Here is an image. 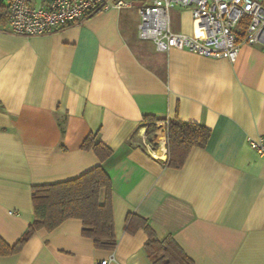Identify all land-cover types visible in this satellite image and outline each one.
<instances>
[{
    "label": "crops",
    "instance_id": "obj_1",
    "mask_svg": "<svg viewBox=\"0 0 264 264\" xmlns=\"http://www.w3.org/2000/svg\"><path fill=\"white\" fill-rule=\"evenodd\" d=\"M130 1L46 34L14 33L0 20V237L12 245L26 230L33 185L101 164L116 238L113 249L96 247L69 218L36 230L0 264H97L110 254L152 264L145 230L127 228L130 213L170 234L194 264H264V158L247 140L264 137V47L242 44L235 61L158 51L138 36L146 0ZM170 13L174 30L193 32L190 7ZM145 115L202 123L210 135L180 167L166 166L165 125L148 128L154 148L162 140L155 158L140 140ZM89 133L112 150L102 162L81 148Z\"/></svg>",
    "mask_w": 264,
    "mask_h": 264
},
{
    "label": "built area",
    "instance_id": "obj_2",
    "mask_svg": "<svg viewBox=\"0 0 264 264\" xmlns=\"http://www.w3.org/2000/svg\"><path fill=\"white\" fill-rule=\"evenodd\" d=\"M191 9V34L171 27L174 6ZM130 0H10L8 24L12 32L46 34L90 13L109 7H131ZM138 36L153 41L156 50L186 49L193 53L235 61L242 44L264 47V0H149L137 8ZM166 126V121H162ZM146 127V125H145ZM142 144L157 158L152 137L145 131ZM249 146L264 158V137L248 138ZM167 154V146L164 149ZM97 264H117L114 254Z\"/></svg>",
    "mask_w": 264,
    "mask_h": 264
},
{
    "label": "trees",
    "instance_id": "obj_3",
    "mask_svg": "<svg viewBox=\"0 0 264 264\" xmlns=\"http://www.w3.org/2000/svg\"><path fill=\"white\" fill-rule=\"evenodd\" d=\"M9 2L10 0H0V20L4 23H8ZM144 119L146 133H150L148 128L156 125V121H166V166L180 167L188 151L193 146L203 147L210 135V129L202 123L185 121L178 117L161 119L154 115H145ZM81 148L91 149L101 162L112 153L96 133L87 134ZM111 192V180L101 164L70 179L33 185V218L14 244L10 245L0 237V255L18 252L36 230L43 228L51 231L69 218L81 220L82 234L91 237L96 247L113 249L116 238ZM131 225L141 226L145 230L147 238L143 248L152 264H194L170 234L163 238L158 237L147 219L130 213L127 217V228L130 229Z\"/></svg>",
    "mask_w": 264,
    "mask_h": 264
},
{
    "label": "bare ground",
    "instance_id": "obj_4",
    "mask_svg": "<svg viewBox=\"0 0 264 264\" xmlns=\"http://www.w3.org/2000/svg\"><path fill=\"white\" fill-rule=\"evenodd\" d=\"M159 130H162L163 132H164V130H163V127H162V124H160V128H159ZM161 138L159 139V144L161 143Z\"/></svg>",
    "mask_w": 264,
    "mask_h": 264
},
{
    "label": "rangeland",
    "instance_id": "obj_5",
    "mask_svg": "<svg viewBox=\"0 0 264 264\" xmlns=\"http://www.w3.org/2000/svg\"><path fill=\"white\" fill-rule=\"evenodd\" d=\"M147 1H149V0H147ZM147 1H145V2H147ZM177 6V5H176ZM172 24V23H171ZM157 123H158V121H156V125H157ZM158 126V125H157ZM148 135V134H147ZM149 137H152V135H148ZM153 139V138H152ZM154 140V139H153ZM158 141V140H157Z\"/></svg>",
    "mask_w": 264,
    "mask_h": 264
}]
</instances>
